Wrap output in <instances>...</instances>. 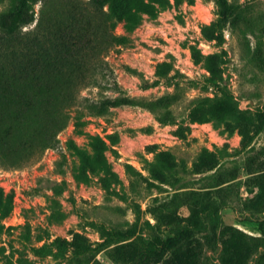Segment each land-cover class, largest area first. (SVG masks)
<instances>
[{
    "label": "rangeland",
    "instance_id": "obj_1",
    "mask_svg": "<svg viewBox=\"0 0 264 264\" xmlns=\"http://www.w3.org/2000/svg\"><path fill=\"white\" fill-rule=\"evenodd\" d=\"M128 1L110 14L111 69L81 87L57 140L0 164V264H133L137 238L208 207L220 227L148 264H264V0ZM118 96L135 104L86 107ZM112 229L135 235L110 243Z\"/></svg>",
    "mask_w": 264,
    "mask_h": 264
},
{
    "label": "trees",
    "instance_id": "obj_2",
    "mask_svg": "<svg viewBox=\"0 0 264 264\" xmlns=\"http://www.w3.org/2000/svg\"><path fill=\"white\" fill-rule=\"evenodd\" d=\"M107 3L110 12L104 9ZM128 9V0H10L0 11V164L21 166L57 140L70 121L81 87L97 84L98 74L111 69L107 54L122 37L113 31L110 14L122 18ZM221 90L222 99L233 102L229 90ZM128 103L135 101L127 96L105 97L87 99L86 107L103 112L107 106ZM222 223L220 209L208 207L196 223L171 227L152 241L137 238L133 264H148L173 241ZM134 235L131 230L112 229L110 243ZM209 259L210 264H218L214 256Z\"/></svg>",
    "mask_w": 264,
    "mask_h": 264
}]
</instances>
